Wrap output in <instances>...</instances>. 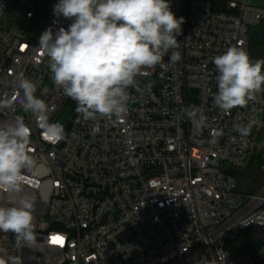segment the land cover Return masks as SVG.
I'll return each mask as SVG.
<instances>
[{"label": "built area", "instance_id": "built-area-1", "mask_svg": "<svg viewBox=\"0 0 264 264\" xmlns=\"http://www.w3.org/2000/svg\"><path fill=\"white\" fill-rule=\"evenodd\" d=\"M56 3L0 0V94L21 92L0 121L22 114L31 129L35 167L26 173L24 192L33 202L36 237L33 246L18 247L14 234L0 232V250L22 264H254L228 241L253 225L264 228V180L253 189L233 175L252 162L264 173V91L246 107L223 112L213 101L218 72L212 58L233 46L250 56L252 31L264 23V0H169L184 18L177 37L181 59L172 63L170 50L165 69L157 65L137 77L118 124L77 122L75 101L52 82L40 37L72 23L54 14ZM20 73L54 108L49 122L64 129L58 142L20 107ZM193 107L208 118L200 133L186 115ZM252 120L247 137L234 131ZM8 198L0 193V202Z\"/></svg>", "mask_w": 264, "mask_h": 264}, {"label": "clouds", "instance_id": "clouds-1", "mask_svg": "<svg viewBox=\"0 0 264 264\" xmlns=\"http://www.w3.org/2000/svg\"><path fill=\"white\" fill-rule=\"evenodd\" d=\"M53 11L72 23L55 34L51 28L44 31L39 50L48 58L54 85L75 101L77 122L103 118L120 123L129 111V89L138 86L137 77L157 65L165 69L170 50L172 63L181 59L177 37L184 18L171 11L169 0H58ZM212 63L218 72L213 101L223 112L246 107L264 91V59L253 61L245 48L229 47ZM16 79L23 112L34 116L50 142H58L64 129L49 122L54 108L36 95L37 85L30 78L20 73ZM20 96V91L0 94V113L12 109ZM186 115L196 133L209 127L207 116L195 107ZM255 123L236 124L234 131L247 137ZM221 134L217 130L216 135ZM30 142L31 129L22 114L0 121V193L9 196L0 202V232L14 234L18 247H31L36 240L33 202L24 192L26 173L35 167ZM0 253H5L0 254V264H22L20 257Z\"/></svg>", "mask_w": 264, "mask_h": 264}, {"label": "rangeland", "instance_id": "rangeland-1", "mask_svg": "<svg viewBox=\"0 0 264 264\" xmlns=\"http://www.w3.org/2000/svg\"><path fill=\"white\" fill-rule=\"evenodd\" d=\"M16 6L17 5L14 3L9 8V10H7L4 13L3 19L8 17L9 14L15 11ZM25 8L26 7L24 5L20 7L19 10L21 11V10H24ZM22 25H26V24L23 23ZM34 32L38 33V29H35ZM262 40H264V24L254 28L252 31L251 42H250V58L253 61L257 59H264V46L262 44ZM68 116H69V110L65 112L64 119H63L64 123L66 122ZM256 173H257L256 175H252V173L246 174L245 175L246 178H242L243 184H247L248 182H251V184H259L260 182H262L264 180V173H261V171H258ZM252 237L254 240L255 236L253 235ZM228 246L235 250H246V232L240 231L239 235L235 239H230L228 241Z\"/></svg>", "mask_w": 264, "mask_h": 264}, {"label": "flooded vegetation", "instance_id": "flooded-vegetation-1", "mask_svg": "<svg viewBox=\"0 0 264 264\" xmlns=\"http://www.w3.org/2000/svg\"><path fill=\"white\" fill-rule=\"evenodd\" d=\"M246 232V231H245ZM255 236V239L253 240L252 236ZM261 236L259 237L258 234L255 231H252L250 234V241L247 238V232H246V250H243L247 253H249L253 260H254V264H264L259 258L258 255L260 257H262L264 259V229H261ZM251 245L254 247L256 253H254L251 250Z\"/></svg>", "mask_w": 264, "mask_h": 264}, {"label": "trees", "instance_id": "trees-1", "mask_svg": "<svg viewBox=\"0 0 264 264\" xmlns=\"http://www.w3.org/2000/svg\"><path fill=\"white\" fill-rule=\"evenodd\" d=\"M262 24H264V23H262ZM262 44L264 46V40H262ZM260 168H261L260 162H252L251 165L249 166V168H247L244 171H240V170L233 171V175H235V177L237 178L240 186H244L245 184H243L242 178H246L245 175L250 174V173H252V175H256L257 174L256 172L261 171ZM252 186H253V189H255L258 186V184H253Z\"/></svg>", "mask_w": 264, "mask_h": 264}, {"label": "water", "instance_id": "water-1", "mask_svg": "<svg viewBox=\"0 0 264 264\" xmlns=\"http://www.w3.org/2000/svg\"><path fill=\"white\" fill-rule=\"evenodd\" d=\"M252 231H255V232L258 234L259 237H262V236H261V228H259V227L256 226V225H253V226L249 227V228L246 230V232H247V238H248L249 241H250V234H251ZM251 250H252L254 253H256V251H255V249H254V247H253L252 245H251ZM258 258L264 263V259H263L262 257H260V256L258 255Z\"/></svg>", "mask_w": 264, "mask_h": 264}]
</instances>
